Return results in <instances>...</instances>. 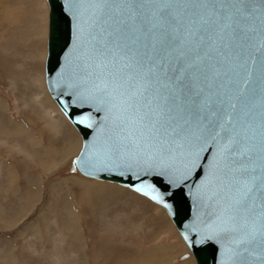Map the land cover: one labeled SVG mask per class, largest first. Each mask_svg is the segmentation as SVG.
Segmentation results:
<instances>
[{"label":"snow or ice","instance_id":"obj_1","mask_svg":"<svg viewBox=\"0 0 264 264\" xmlns=\"http://www.w3.org/2000/svg\"><path fill=\"white\" fill-rule=\"evenodd\" d=\"M64 12L72 46L50 84L98 117L75 121L95 136L74 163L170 211L187 187L184 239L219 245V264H264V0H65ZM67 23L57 14L61 48Z\"/></svg>","mask_w":264,"mask_h":264},{"label":"rangeland","instance_id":"obj_2","mask_svg":"<svg viewBox=\"0 0 264 264\" xmlns=\"http://www.w3.org/2000/svg\"><path fill=\"white\" fill-rule=\"evenodd\" d=\"M21 1L8 12L22 20L0 42L11 73L0 72V264H104L100 246L157 252L164 262L156 264H196L165 209L128 187L87 178L74 165L82 139L46 87L48 4ZM56 116L77 139L79 148L68 157L52 148L66 138ZM77 181L121 191L107 200L100 194L89 212ZM135 261L119 264H140Z\"/></svg>","mask_w":264,"mask_h":264},{"label":"water","instance_id":"obj_3","mask_svg":"<svg viewBox=\"0 0 264 264\" xmlns=\"http://www.w3.org/2000/svg\"><path fill=\"white\" fill-rule=\"evenodd\" d=\"M48 4V15H49V23H48V42H47V59L45 69L46 73V85L47 89L50 91L53 100L55 101L57 107L62 111L67 120L72 124L73 127L76 128L80 137L82 139V150L78 156H76L73 160H77L78 157L81 156V153L85 149V144L92 141L95 132L93 129L87 128L84 125H79L75 121L78 120L82 115H92L94 118H98L95 112H91L89 109H81L76 105L72 104L71 97H69L66 92L67 90L64 88H56L55 90L51 87L50 81L54 79L57 74L61 71L62 65L64 64V54L68 51V49L72 46V22L71 18L67 16V13L64 12V4L65 0H47ZM60 15L67 19L68 23L62 27V31L66 33L67 39L62 40L63 47L56 46V38H55V25L54 21L56 16ZM61 101L68 104V108L65 109L62 105ZM102 116V114H100ZM79 172L85 176L89 177L101 182H109L120 185L126 188V185L129 181L124 177L119 175L117 172H100L96 175H87L83 170H81L80 166L75 164ZM202 175V174H201ZM188 186L192 187V181H188ZM131 189V187H128ZM132 190V189H131ZM186 193L182 198L179 204L173 202L172 210H168L161 206L166 210L170 219H172L173 224L179 233L180 237H182L183 241L188 247L189 253H186V257H193L196 264H219L220 261V250L219 245L212 241H208L204 244H195L192 246L188 241L184 239V226L189 222L193 221L196 216V202L193 198L187 195L188 188L184 189ZM137 193V192H136ZM139 194V193H138ZM141 195V194H139ZM143 196V195H141ZM145 197V196H143ZM147 198V197H146ZM150 200V199H149ZM155 203V202H154ZM194 240L198 239L195 233H189Z\"/></svg>","mask_w":264,"mask_h":264},{"label":"bare ground","instance_id":"obj_4","mask_svg":"<svg viewBox=\"0 0 264 264\" xmlns=\"http://www.w3.org/2000/svg\"><path fill=\"white\" fill-rule=\"evenodd\" d=\"M15 1H17V0H0V30L3 29L2 33L0 34V42L4 37V33L7 32L9 30V28L13 27V25H16L17 23H19L22 20L21 14H18L16 16H12L8 12L9 6L12 3H14ZM22 1L25 2V4L29 3V2H27L28 0H22ZM21 2H20V4H21ZM4 7H6V8H4ZM48 23H49V19H48ZM7 62H8L7 59L4 58L0 54V72L5 73L6 75H10L11 73L9 72L8 67H7L8 63H10V62H8V63ZM45 71H46V69H45ZM46 73H47V71H46ZM46 87H47V85H46ZM54 122H55L56 128H59V129L62 128L63 129L64 137H66V138L61 142V144H62L61 146L52 147L53 150L58 153L59 158L68 157L69 155L75 154L77 152L79 146L77 143V139H75V136L73 138V133H74L73 129L70 127H67V125L64 124V122L60 118H58V116H56V119ZM28 141L31 145L36 144V141L31 136L28 137ZM59 143H60V141H59ZM53 163L54 162H52V164ZM75 183L78 186H80L81 189H83L80 202H82V204L85 205L84 207H87V209H89V212H95L96 207H97V201L96 200H97L98 196L100 198V194L103 196L106 194L107 196H104V197H105V200H107V199H110L109 197H114V195L117 191H119V192L121 191L119 189L113 190V187L111 185H104L103 183H97L95 181H88V182L87 181H77ZM110 249H112V247H109L108 249L104 246L99 247V252L97 254H99V258H101L103 260L104 264H119L121 262H124V259L127 260L128 258L132 259V261L136 260L135 262L140 263V264H151V263L156 264L158 262H164V257L156 254L157 252L156 253H150L148 255V253H146V254L137 253L136 250L135 251L128 250V251H125L123 253V249H120V248H115L112 250H110ZM97 254H96V257H97ZM165 261H166V259H165ZM186 264H188V263H186Z\"/></svg>","mask_w":264,"mask_h":264},{"label":"crops","instance_id":"obj_5","mask_svg":"<svg viewBox=\"0 0 264 264\" xmlns=\"http://www.w3.org/2000/svg\"><path fill=\"white\" fill-rule=\"evenodd\" d=\"M186 264V263H185Z\"/></svg>","mask_w":264,"mask_h":264}]
</instances>
